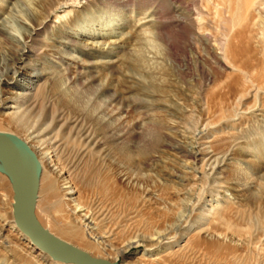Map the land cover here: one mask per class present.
<instances>
[{"label": "rangeland", "instance_id": "374dc122", "mask_svg": "<svg viewBox=\"0 0 264 264\" xmlns=\"http://www.w3.org/2000/svg\"><path fill=\"white\" fill-rule=\"evenodd\" d=\"M42 1L28 0L25 5H20L18 0H0V19L8 16L5 8L10 10L14 6H17L16 9L20 7L23 14L21 17L28 18ZM228 2L229 0H170L161 15V20L164 21L161 34L173 44L172 54L168 56L163 37L159 38L152 21H149L152 17V7L148 4L92 5L85 8L65 29L69 33L75 32L81 43L98 41L101 44L119 41L123 33L135 32L127 42L129 44H122L110 53L106 51L108 44H105L102 50L83 47L72 50L63 42L65 32L55 33V27L52 25L41 36L45 43L49 44L45 46L52 50H48L45 58L40 60L38 69L28 68L25 71L26 76L18 78V83L1 81L2 96L9 98L22 91L25 83H33L28 80L34 72L39 74L34 76V79H38L47 71L40 81L43 82L49 75L50 80L54 79L53 89L49 93L52 100L60 106L64 93L72 102H77L79 108L95 113L94 120L90 121L95 129L101 127V120L107 112V93L98 97L94 92L82 91L79 86H72L65 80L60 69L66 65L74 67L75 59L93 62L92 70L97 76L96 82L109 85L110 92H116L120 97L126 98L125 104L133 98H143L150 103L149 107H128L126 112L121 114L124 121L122 125L113 122L115 128H118L117 132L123 136L116 140L108 138L106 149H101L98 154L100 156L89 152H76L65 147L57 151L62 163L67 164L70 178L79 190L80 202L86 210H92L96 216L92 222L96 228H91L94 237L90 240L95 241L97 246L93 250L102 257L117 260L121 264H264V240L259 241L248 230L262 229L264 224V84H259L252 78L250 71H246L240 74L243 76H240L243 80V87L240 89H245L243 93L231 92L230 88L226 87L229 91L225 88L220 104L224 107L214 104L206 107L203 98L209 79H229L230 70L215 62L209 53L203 60L205 63L195 55L190 56L191 46L195 42L192 24L187 19L178 22L179 17L176 14L178 6L182 9L198 10V13L193 15L198 17L201 12L205 14L206 19H202L207 24L210 41L215 48L229 51L232 45L245 46V51L250 54L255 51L257 54L259 42L256 38L264 41V4L254 9L257 29L246 33L242 40L234 35L238 26L230 23L232 12L228 8ZM16 11L12 10L14 23L17 24L16 27H21L23 19L19 18ZM110 21L111 25L107 26ZM105 30L107 33L100 32ZM199 47L201 52L207 54V48L203 44L199 43ZM134 48L136 54H129V50ZM6 51L7 44L0 38V76L7 71ZM49 52H54L56 57ZM69 52L73 53L74 58H71ZM128 54L131 60L124 61L123 58ZM134 64H141L140 69H135ZM82 69L85 72L90 70L87 65ZM115 69L112 75L111 70ZM144 69L154 73L150 75ZM12 74L9 69L8 75ZM124 78L128 81L125 82ZM225 112L228 115H220ZM235 113H239L240 118L231 121ZM207 122L210 127L202 133V124ZM0 129L13 131L23 138L27 136L25 131L6 115L0 116ZM197 147L209 150L199 161L189 157L186 152ZM217 158L225 159L221 168L224 170L222 174H211L210 164ZM12 194L10 179L0 171V227L6 228L4 236L12 243V247L22 248L23 244H27L26 239L8 222L13 216ZM56 199L58 201L54 203L52 210L57 209L56 215L70 219L65 204L58 197ZM217 201H228L231 207H234L230 209L231 214L227 215H232L231 221L239 224L243 235L238 233L240 231L235 232L233 228L227 230L217 227L214 223H207L209 221L199 216ZM238 208L250 212L252 224L236 216L234 209ZM39 211L44 223H50L51 210L43 206L38 208ZM101 211L106 213L103 219L101 215L98 216ZM117 220L127 227L124 234L122 231V234H117L118 237L116 235L117 238H113L110 236V230L117 225ZM260 234L262 233L255 235ZM24 249L22 252H27L32 261H38L35 251L28 247ZM10 254V251L0 245V264H15L14 257ZM157 256L161 258L156 259ZM56 262L54 264H59Z\"/></svg>", "mask_w": 264, "mask_h": 264}, {"label": "bare ground", "instance_id": "6f19581e", "mask_svg": "<svg viewBox=\"0 0 264 264\" xmlns=\"http://www.w3.org/2000/svg\"><path fill=\"white\" fill-rule=\"evenodd\" d=\"M18 1L20 2V5L22 4L25 5L28 2V0H18ZM169 2L170 0H43L41 4L38 5L35 12L31 13L30 17L28 18L21 17V15L23 14L21 12L20 7L19 9L17 8L18 9L17 10L16 9L17 6L16 7L14 6L11 7L10 10L8 8L7 9L5 8V12L8 13V16H6L3 19H0V38L7 44V51H6L7 57L5 61L7 71L1 74L0 76V116L6 115L10 120L14 121L23 131H25L27 136H25L24 138L37 151L38 156L42 161L43 169L40 180V187L38 190V198L36 201V213L38 214L39 218L42 220L43 218L40 216V211L38 212V208L39 207L42 208L43 206H45L47 209H49V211L51 210L52 213H49L51 217V221L49 220L50 223L48 222L44 223V221L42 220L44 225L47 226L51 231H53L57 235L61 236L62 238L88 250L89 252H91L96 256H100L98 253H95V250H93V248L97 245L95 244V241L90 240L92 234H94L91 233L92 232L91 228H96L94 227L95 225L92 224L93 220L95 221L96 216L94 212H92V210L91 211H89L88 209L86 210L84 204L82 205V203L80 202L78 197L79 190L77 189L76 185L70 178L69 169H67V164L62 163L63 161H61L62 158L58 154L59 152L58 150L61 147H65L69 150H74L76 152H83V153L89 152L97 155L100 154L101 149L102 151L106 149V140L108 138H113L116 140L120 137L122 138L123 136L122 133L117 132L118 128H115L113 122H117L119 125H122L124 121H122L121 114H123L124 111L126 112L128 107L138 106V105L149 107L150 103L143 98H135V99L133 98L131 101L125 104L126 98L120 97V95L116 92H112V91L110 92L111 88L109 87V85L98 84L96 82L97 76L92 70L94 64L93 62H86V61L82 62L75 59L74 67L70 65H66L65 68L60 69L65 76V80H68L72 86L73 85H76V87L79 86L82 91L89 90L94 92L95 95L97 94L98 97H101L102 95H105L107 93L106 94L107 105L105 108L108 107L107 108L108 110L106 109L107 112H105V116L101 120L102 121L100 125L101 127L99 129L98 128L95 129L94 127H92V124L90 122L94 120L95 113H93L92 111H85L82 108H79L77 102L74 101L72 102L71 99H68V97L64 95V93H62L60 106H58L52 100L51 95H49V93L50 90L53 89L54 79L50 80L51 76L49 75L45 77L46 79L43 82L40 81L42 77L46 76L47 71H45V73H42L41 77L38 79H34V76L39 75L37 72H34L32 74L33 76H29V80H28L29 82H33V83L31 85L25 83L22 86L23 88L22 91L9 98L2 96L1 81H4L5 83H10L11 81H14V83H18V78L26 76L25 71L28 68L38 69L37 66L39 65L40 60L42 58H45L48 50L49 51L52 50L51 48H47V46H45V45L49 46V44L45 43L46 41L41 37L43 35L42 33L45 30L51 28L50 26L52 25L55 27V33L64 34L65 32L66 34L64 35L65 40L62 41L64 42L66 47L72 50H78L80 48L82 49V47L83 49L86 48L89 50H97V49L102 50L105 48V44L106 45L108 44L106 51L110 53L114 50V48L122 46V44L129 42L130 38L133 37V34H135V32L123 33L122 38L119 41L114 40L113 42L110 43L104 42L103 44H101L98 41L81 43L76 38L75 32L69 33L65 29L68 24H72L78 18V16L82 13V11L85 8H89L92 5H100V3H104L106 5L121 4L127 6L128 5L134 6L137 5L138 3H145L148 4V6L152 7V10L150 12V15H152V17L150 18L149 21H152L153 26L155 27V33H157L160 36L159 38L163 37L164 39L163 41L166 43V46L168 48L166 53V55L168 56L169 54H172L173 44L170 41H167V37H164L161 34L163 33V29H164V23H163L164 21L161 20L162 17L161 15L164 12L163 11L164 6L166 4L168 5ZM228 3H229L228 8L232 12V15H230V19H229L231 20L230 23L233 26L236 27L238 26V28H235L236 31L234 32V35L243 40V38H245L246 36V33L247 34L248 32L251 33L253 32V30L257 29L254 9L256 6H260L264 4V0H229ZM171 8L169 7V9ZM12 10L15 11L17 10L16 12L19 14V15L17 14L18 16H20L19 18L23 19L21 22L22 23L21 27H16L17 24L14 23L15 18L12 16L13 15ZM197 11L198 10L194 11L191 8L182 9L180 8V6H178L176 9L177 17H179L178 18L179 20H177L178 22H182V20L187 19L189 23L191 22L192 24L191 25L192 34L194 35L195 42L191 46L190 56L194 57L195 55L198 57V59L200 58L201 62L205 63L203 60H205V58L208 57V53H209L211 57L215 60V62H217L219 65H224L227 69L230 70V74L228 75L230 77L229 79L226 77L214 79V80L212 78L209 79L208 85L206 87L208 90L206 88L204 89V91H207L203 98V103L205 104V106L207 107V105L209 106L211 104H214V106L218 107L220 104H222L226 87L230 88L229 90L231 92L236 91L237 94L243 93L245 89L243 88L240 89L243 83L242 82L243 80L240 79L241 76L240 74L241 73L243 74L246 71H250L251 76H253L252 78L257 80L259 84L263 85L264 84V41H260L259 40L260 38L258 39L256 38V40L259 42L258 48L256 49L257 54L255 51H252V54H250L248 51H245L247 49L245 46L239 47L236 45H232L229 51L228 50L221 51L220 49L215 48L212 45L213 42L210 41V36L207 31V24H205V22L202 19L205 16V14L204 13L201 14L202 12L200 11L201 12L199 13L200 16L197 17L193 15L194 13L197 14L198 13ZM215 13H217V11ZM17 15L15 14V16ZM115 19L118 20V18ZM110 23L111 21L106 25L109 26ZM115 23L117 24V22ZM105 29L110 30L112 28L105 27ZM78 32L76 31V33ZM100 32L107 33V30H105V32L104 31H100ZM254 37L255 36H253V38ZM254 40L255 39H253V41ZM199 43L203 44L204 47L207 48V54H205L206 52L205 53L201 52V50L199 49L201 48L199 47ZM254 45L256 47V44ZM135 51H136L135 48L130 49L128 53L134 55L136 54ZM49 53L52 56L56 57L54 52L52 53L49 52ZM69 53L70 55H72L71 58H74L73 53L72 52ZM129 54L125 56V58H123L124 61L131 60L129 58ZM85 65L88 66V68L90 69L89 71L85 72L82 69V67H84ZM134 65L136 67V68L134 67L135 69L137 68L140 69L139 67L141 64L140 65L134 64ZM46 67L48 68V66ZM110 67L112 69V66ZM9 69L13 73L12 76L8 75ZM115 71L116 69L111 70V74L113 75ZM145 71L150 75L154 73V71H150L149 69H146ZM242 77L243 76H241V78ZM243 79L246 80L245 77ZM123 80L125 82L128 81L127 78H124ZM227 88L226 90H228ZM222 110L223 109H221V111ZM213 111L215 110L213 109ZM225 114L227 113L226 112L224 114L220 113V115H225ZM238 115L239 113L233 114L230 120L231 121L237 120V117L240 118ZM209 127L210 125L208 122L203 123L201 132L202 133L206 132V130H208ZM150 138H152V135ZM186 152L188 153L189 157H192L195 161H199L202 155H206L207 153H209V150L206 151V148L204 149V147L203 149L197 147L192 150L191 149L187 150ZM90 155L92 156V154ZM224 160L225 159L220 160L219 158H217V160L215 159L214 163L213 161L211 162L210 164L211 174H218V173L222 174V171L224 169L221 170V168L222 165L225 164ZM3 174L9 178L8 174H6L5 172H3ZM56 197H58L59 200L65 204L68 210L67 212L71 216L70 219L63 218L61 215H56L55 212L57 209L55 211L52 210V208L55 206L54 203L58 201V199L55 200ZM12 198H13V194H12ZM231 206L232 205H230V202L228 201L224 203L217 201V203L211 205V207L207 211H205L202 214H199V216L209 221L207 223L210 222L214 223L219 228L222 229L227 228V230L233 228L235 232L240 231L239 224L231 221L232 218L230 217L232 215L230 217L227 215L229 213L231 214L230 209L234 208ZM12 210H13V202H12ZM82 210L85 211L82 212ZM60 212L58 213L60 214ZM234 213L236 214V216H239L241 220L247 221V223L252 222V215L250 214V212L238 208V209H234ZM104 214L106 213H104V211H101V213H99L98 216L101 215L102 216L101 219H103L105 218ZM11 217L12 219L9 220L8 222H11L12 228H15L18 234L23 236V239H26L27 241V244H23L22 248H19L18 246L12 247L13 246L12 243H10L6 238V236H4V231H6V228L0 227V245L4 249L11 252L10 254L11 257H14L13 263L36 264L37 262H40V264H54L57 260L59 264H75L65 260L56 259L46 251L37 247L36 244L32 242L30 237L17 226L14 219V214ZM119 219L121 220V218ZM97 222L98 221H96V223ZM263 222L264 221H262V223ZM105 223L106 222H104V224ZM109 227H107V230L109 229ZM126 227L127 225L123 224L122 221H118L117 225H114V227L110 230V236H113V238H115L116 235L119 234L120 232L122 234V231L124 234V230L126 229ZM200 230L202 231V229ZM248 230L252 233L253 237L256 236L255 238H258L259 241L264 240V238L262 237L264 236V224L262 226V229L248 228ZM238 233L240 234L241 231ZM256 233H262V234L255 235ZM106 234L107 236L109 235L108 233ZM108 243L109 242H107V244ZM27 247L31 249V251L36 252V256L39 258L38 261L36 262L32 261L30 256H28L27 252L24 253L22 252L25 250L24 248ZM104 247H108V246L104 245ZM116 247L117 246H114V248ZM124 250L125 249H123V251ZM167 253H169V251ZM155 258L159 259L161 258V256H157Z\"/></svg>", "mask_w": 264, "mask_h": 264}, {"label": "water", "instance_id": "95a60500", "mask_svg": "<svg viewBox=\"0 0 264 264\" xmlns=\"http://www.w3.org/2000/svg\"><path fill=\"white\" fill-rule=\"evenodd\" d=\"M42 169L38 153L25 138L13 131L0 129V171L9 175L12 184L13 214L17 226L37 247L56 259L75 264H121L92 254L42 223L36 213Z\"/></svg>", "mask_w": 264, "mask_h": 264}]
</instances>
